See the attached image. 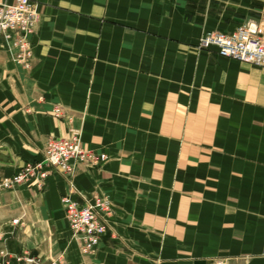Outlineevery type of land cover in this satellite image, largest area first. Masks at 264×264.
Instances as JSON below:
<instances>
[{"label":"crops","instance_id":"obj_1","mask_svg":"<svg viewBox=\"0 0 264 264\" xmlns=\"http://www.w3.org/2000/svg\"><path fill=\"white\" fill-rule=\"evenodd\" d=\"M33 2L31 68L0 44V179L71 129L108 159L0 193L5 247L65 264H264V68L198 48L264 0ZM69 182L80 204L112 203L90 255L65 217Z\"/></svg>","mask_w":264,"mask_h":264},{"label":"built area","instance_id":"obj_2","mask_svg":"<svg viewBox=\"0 0 264 264\" xmlns=\"http://www.w3.org/2000/svg\"><path fill=\"white\" fill-rule=\"evenodd\" d=\"M38 20L39 13L33 0L0 1V44H7L14 62L25 70L32 65L30 37L35 33ZM211 47H215L222 57L264 68V14L256 21L242 24L229 35L219 32L203 35L198 48L207 50ZM53 113L61 117L62 109L57 107ZM107 159L105 154L86 148L79 131L71 129L66 138L48 139L41 161L27 163L14 176L0 179V193L14 190L32 179L42 187L49 169H55L69 179L77 165L98 167ZM69 184L72 189L62 198L65 217L81 252L90 255L96 252L107 233L105 219L112 212V203L106 197L99 196L80 204L73 198L74 187L71 182ZM12 224L17 227L22 222L14 219ZM6 240L0 234V264H65L62 257L47 260L26 248L20 253H11L5 247Z\"/></svg>","mask_w":264,"mask_h":264},{"label":"water","instance_id":"obj_3","mask_svg":"<svg viewBox=\"0 0 264 264\" xmlns=\"http://www.w3.org/2000/svg\"><path fill=\"white\" fill-rule=\"evenodd\" d=\"M195 264H212V263H208L206 261H197Z\"/></svg>","mask_w":264,"mask_h":264},{"label":"bare ground","instance_id":"obj_4","mask_svg":"<svg viewBox=\"0 0 264 264\" xmlns=\"http://www.w3.org/2000/svg\"><path fill=\"white\" fill-rule=\"evenodd\" d=\"M212 264H214V263H212ZM220 264H222V263H220Z\"/></svg>","mask_w":264,"mask_h":264}]
</instances>
